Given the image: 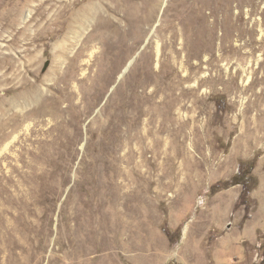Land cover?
<instances>
[{
	"label": "rangeland",
	"instance_id": "rangeland-1",
	"mask_svg": "<svg viewBox=\"0 0 264 264\" xmlns=\"http://www.w3.org/2000/svg\"><path fill=\"white\" fill-rule=\"evenodd\" d=\"M3 99L0 264H264V0H0Z\"/></svg>",
	"mask_w": 264,
	"mask_h": 264
},
{
	"label": "bare ground",
	"instance_id": "bare-ground-1",
	"mask_svg": "<svg viewBox=\"0 0 264 264\" xmlns=\"http://www.w3.org/2000/svg\"><path fill=\"white\" fill-rule=\"evenodd\" d=\"M97 7L98 6L96 4H91L89 6H86L83 10H81L76 15L74 20L76 21V23L86 24L90 18H93L96 15H98L97 13H98L99 7L98 8ZM31 14H32V12H30L29 15H27L28 19L31 18ZM35 38L36 37H34V39ZM5 100L6 99H3L2 101H0V110H2V111H3V103ZM15 139H16V137H15ZM9 146L10 145H7L3 149L2 153L8 151ZM31 168H34V166H31ZM36 168H37V166H36ZM45 171L46 170H44V172ZM20 177H22V179L24 181L26 179L38 180L41 178V175L35 174L32 172V175H29L28 173H23V174H21ZM0 179H2V177H0ZM24 188H25V186H24ZM0 192H1V194H5L3 188L1 189ZM33 192H34V190H33ZM30 194H32V193H30ZM19 196H21V195H19ZM24 196H25V193H24ZM12 202H13V207H10L12 211H9V214H12V220L9 221L8 225H5L6 232H4L5 235L3 236L4 237L3 242H5L7 245V249H5V251H7L9 254L12 250H15L16 248L22 246V244H23L21 242V238L25 237V235H26V234H24V232L26 231L27 225H28L27 224V222H28L27 216L30 212L31 205H33V203H34L33 201L26 202L25 199H21V198L17 199V200L13 199ZM14 205H17L16 210H13ZM76 220L79 222V220L77 218H76ZM75 224L78 225V223H75ZM1 229H2V227L0 226V231H1ZM111 230H112V228H111ZM75 231H76V229H72L71 234H73ZM83 232H84V234L82 237L81 244H77L76 240L73 239V236H70V238L68 239L69 245L65 246V243L62 245L63 249L65 247H68V250L70 252L68 254H65L63 259H59L60 263H62V264H105V262H106L105 259H107V257L109 255L112 256L111 250L109 249V244H108V233L110 232V230H107L105 224L103 223V221L101 219L93 218L91 215L88 214V224H85V227L83 225ZM112 233L115 234V235L113 234V237L115 238V240H117L119 238V233H120L119 229L118 228L114 229V231ZM76 246H77V248H75ZM2 251H3V249L0 245V253ZM67 262H69V263H67Z\"/></svg>",
	"mask_w": 264,
	"mask_h": 264
}]
</instances>
